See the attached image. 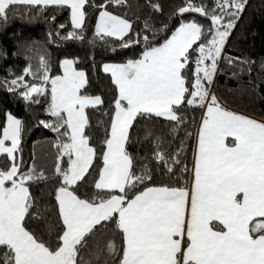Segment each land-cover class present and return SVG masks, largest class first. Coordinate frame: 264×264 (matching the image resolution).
I'll return each instance as SVG.
<instances>
[{"label":"snow or ice","instance_id":"6c2138e0","mask_svg":"<svg viewBox=\"0 0 264 264\" xmlns=\"http://www.w3.org/2000/svg\"><path fill=\"white\" fill-rule=\"evenodd\" d=\"M110 2L126 4L127 0ZM87 3L88 0H0V20L7 18L13 5H67L73 25L83 30V8ZM246 3L247 0H213L208 7L185 0L177 14L198 12L211 21V36L206 42L197 44L205 34L200 24L182 22L170 39L159 47H148L140 59L105 65L104 71L111 73L118 88V98L104 141V166L94 188L107 190V198L83 199L74 190L88 175L96 155L85 135V109L103 103L99 96L81 94L85 73L76 71L73 61L65 60L63 76L49 80L47 62L42 60L43 83L28 84L24 75L2 82L10 92L23 89L19 94L31 103H39L34 94L39 97L49 92L45 84L50 82L47 112L56 118V123L53 126L41 120L40 124L56 132L64 129L62 135H67L69 142L57 145L63 150L62 156L68 157V167L57 165L55 169L62 180L55 190L59 219L49 222L34 209V198L27 186L29 181L47 177L34 167L20 172L16 153L23 126L19 119L8 115L7 127L0 137V155L8 161L6 167L0 168V264H115V242L109 238L103 246L99 243L109 222L115 224L123 238L119 264H264V122L224 109L206 86L216 75L226 39ZM151 7L162 11L159 4ZM131 28L128 20L105 10L99 15L96 33L116 37L127 48L131 40H124V36ZM145 28H149L147 23ZM77 35L83 39L82 31L69 33L66 38ZM142 39L147 44L149 37ZM190 49L197 53L191 92L183 74ZM25 74H32L31 70ZM186 94L191 99H186ZM183 104L206 111L198 134L191 188L148 187L136 193L138 185L151 176L147 168L141 174L133 171V159L125 147L130 129L138 117H163L175 122L171 133L175 134L184 122L179 114ZM145 136L154 137L157 149L163 142L151 129L145 130ZM228 137L233 138L232 145L226 143ZM155 158L167 165L169 172L173 165L181 163L179 159L169 163L160 151ZM33 212L49 231L59 226V243L54 249L26 229L25 218H32Z\"/></svg>","mask_w":264,"mask_h":264},{"label":"trees","instance_id":"16d2710c","mask_svg":"<svg viewBox=\"0 0 264 264\" xmlns=\"http://www.w3.org/2000/svg\"><path fill=\"white\" fill-rule=\"evenodd\" d=\"M153 4H159L162 11L153 10ZM201 4L211 7L210 0H199L195 5ZM100 5H106V8L99 7ZM184 6L183 0H127L124 6L115 5L110 0H88L83 8L86 13L83 30L73 25L71 9L68 6H10L7 18L0 20V137L6 127L8 115L22 122L23 131L17 152L21 173L29 170L36 151L50 148L62 155L63 150L57 145L68 143L69 139L67 135H62L64 129L56 132L40 124L41 120L53 126L56 123V118L47 112L50 103V82L45 84L48 93L39 97L34 94L33 98H38L39 103L26 101L19 94L23 89L8 91L7 85L2 82L24 75V82L40 84L43 83L44 73L42 60L47 62L49 80L60 76L62 63L71 60L75 69L85 73L86 84L81 89V94L99 96L103 101L101 105L85 110L88 118L85 135L89 137V146L95 149L96 155L88 175L84 181L78 182L74 190L83 199L107 198V190H97L94 184L103 169L102 155L106 147L104 141L114 116L118 88L112 76L104 72L102 67L109 63L122 64L138 60L148 47H159L168 40L182 22L200 24L205 34L197 44L206 42L211 36L208 31L212 28L210 19L177 14L178 9ZM105 10L132 24L129 33L124 36V40H131L129 47H122V41L116 37L97 35L99 15ZM146 23L149 25L147 29ZM234 23L235 27L230 30L226 39L216 75L211 85L206 86L210 93L212 84L214 85V94L225 107L264 122V0H250L241 20L238 23L235 20ZM81 31L83 39L78 35L66 38L69 33L79 34ZM145 35L149 37L147 44L142 39ZM136 40L139 42H135ZM197 44H194L193 48H196ZM196 56L197 53L190 49V60L183 70L186 87L190 92L195 80ZM229 59L234 62L228 63ZM247 61L253 63H242ZM27 69H30L32 74H25ZM186 99L191 97L186 94ZM203 112L204 108L199 106L181 105L179 114L184 118V122L178 126L175 134H171L175 122L163 117H153L150 120L137 118L130 129L129 141L125 147L133 159V171L141 174L147 168L150 170L147 174L151 179L138 185L134 190L136 193L148 187L190 188L197 132ZM146 129H151L155 136L162 138L163 142L158 149L154 137L145 136ZM157 151L163 153L169 163L175 159H179L181 163L173 165V171L169 172L167 165L155 158ZM61 157L59 167L66 169L68 157ZM7 163L1 155L0 168L6 167ZM61 184L62 180L57 173L42 181L27 182L34 198V209L39 210L49 222L59 219L55 207V190ZM129 198H132V193H129ZM31 216L32 218H25L26 229L50 249H54L59 243V226L54 231H49L42 219L35 218V212L31 213ZM109 238L116 244L118 254L114 259L115 264H119L123 238L111 222L99 238V243L103 246ZM105 253L107 254L106 249Z\"/></svg>","mask_w":264,"mask_h":264},{"label":"rangeland","instance_id":"374dc122","mask_svg":"<svg viewBox=\"0 0 264 264\" xmlns=\"http://www.w3.org/2000/svg\"><path fill=\"white\" fill-rule=\"evenodd\" d=\"M115 5H119V4H115ZM65 6H67V5H65ZM71 21H72V19H71ZM98 24H99V20H98ZM126 63H122V64H126ZM206 63H208V62H206ZM208 64H210V61H209ZM105 65H112V64H110V63L109 64H104L103 67H102L103 71H104ZM61 67H62V74H61V76H63V74H64V66H63V63H62V66ZM75 70L76 71H80V70H77V69H75ZM106 73L111 74L110 72H106ZM50 88H51V86H50ZM212 95H215V94H212ZM6 127H7V124H6ZM6 145L7 146H11V142L10 141H6ZM16 156H17V153H16ZM61 156L62 155H59L58 153L54 152L53 149H50V148L49 149H40V150L36 151V153L34 155V161H33L32 165H31V167L29 168V170L26 171V172L31 171L33 169V167H34L37 172H42L45 177L55 175L56 174L55 169H56L57 165L60 166Z\"/></svg>","mask_w":264,"mask_h":264},{"label":"crops","instance_id":"0c3cea01","mask_svg":"<svg viewBox=\"0 0 264 264\" xmlns=\"http://www.w3.org/2000/svg\"><path fill=\"white\" fill-rule=\"evenodd\" d=\"M110 75H111V74H110ZM60 76H61V75H60ZM219 104H220L224 109H226V110H228V111L234 112V113L239 114V115H243V114H241V113H238V112H236V111H233V110H231V109L225 107V106L222 105L220 102H219ZM86 109H87V108H86ZM86 109H85V110H86ZM205 114H206V111H205V109H204L203 117L205 116ZM243 116H245V115H243ZM245 117H248V116H245ZM248 118H250V117H248ZM251 119H253V118H251ZM254 120H256V119H254ZM256 121H258V120H256ZM258 122H261V121H258ZM200 127H201V123H200L199 129H198V132H197V138H196V145H195V155H194L193 168H194V164H195V160H196L197 144H198V134H199V131H200ZM233 142H234V141H233V138H232V137H228L227 140H226V143L229 144V145H232ZM105 151H106V147H105ZM103 166H104V165H103ZM192 182H193V173H192V181H191L190 188H191V186H192ZM190 188H189V189H190ZM214 223H218V222H214ZM221 227H222V226H221ZM254 235H255V234H254Z\"/></svg>","mask_w":264,"mask_h":264},{"label":"built area","instance_id":"2783aa9c","mask_svg":"<svg viewBox=\"0 0 264 264\" xmlns=\"http://www.w3.org/2000/svg\"><path fill=\"white\" fill-rule=\"evenodd\" d=\"M183 1H184V4H185V0H183ZM249 1H250V0H247V3H246V6H245V9H244V11L239 15V17L236 19V23H238V22L241 20V18L243 17V15H244V13H245V11H246V7H247ZM191 2L195 5L196 3L199 2V0H191ZM210 3H211V6H212V4H213V0H210ZM119 5L124 6V4H119ZM226 18H227V17H225V19H226ZM214 91H215V89H214V85L212 84L211 91H210V95L214 94V93H215Z\"/></svg>","mask_w":264,"mask_h":264},{"label":"water","instance_id":"95a60500","mask_svg":"<svg viewBox=\"0 0 264 264\" xmlns=\"http://www.w3.org/2000/svg\"><path fill=\"white\" fill-rule=\"evenodd\" d=\"M180 15V14H179ZM182 15H192V16H199V17H203V16H201L198 12H187V13H184V14H182ZM181 15V16H182ZM219 67V66H218Z\"/></svg>","mask_w":264,"mask_h":264}]
</instances>
